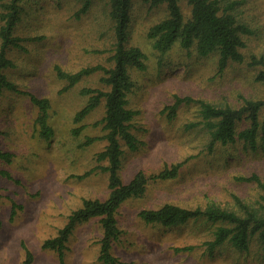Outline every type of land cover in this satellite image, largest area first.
<instances>
[{
	"label": "rangeland",
	"instance_id": "374dc122",
	"mask_svg": "<svg viewBox=\"0 0 264 264\" xmlns=\"http://www.w3.org/2000/svg\"><path fill=\"white\" fill-rule=\"evenodd\" d=\"M240 1L236 4L238 19L252 29L245 35L244 61L229 62L219 70L216 52L201 56L194 47L177 44L163 54L156 51L147 32L165 17L166 7L131 0L126 44L141 47L147 58L145 68L129 70L134 87L128 94V106L136 111L131 131L138 147L130 150L121 141L119 175L126 183L137 171L153 176L174 163L183 164L176 177L151 178L141 196L128 198L118 207L120 234L110 250L119 261L264 264V253L254 242L246 251L224 242L210 254L204 242L212 239L217 222L199 218L163 226L147 223L138 215L141 209L168 202L187 208L213 202L237 209L238 197L258 206L262 192L257 183L236 177L255 174L264 180V140L255 149L245 148L242 140L210 148L206 128L187 127L199 119L197 104L179 103L173 118L167 117L165 110L175 96L234 106L242 97L264 100V81L255 79L264 65L251 63L252 57L264 59V0ZM108 3L92 0L89 8L82 10L83 0L20 2L13 34L20 38L21 46L7 48L13 65L3 69L16 90L3 88L0 95V151L11 155L9 161L0 158V264H23L26 249L32 253V264H111L99 258L103 230L98 216L75 225L62 257L56 249L43 246L44 240L57 236L83 199L103 200L110 191L108 173L100 168L105 163L97 159L107 143L101 122L103 100L80 122L74 120L87 101L81 94L83 87L107 89L100 80L103 73L83 76L64 90L67 82L55 72L56 65L73 73L83 67L111 64L114 28ZM182 8L189 14L184 1ZM29 94L49 100L51 139L39 134L35 122L38 108ZM247 124L243 120L238 128ZM76 129L79 132L75 134ZM87 136L98 140L82 146ZM184 246L193 248L176 250Z\"/></svg>",
	"mask_w": 264,
	"mask_h": 264
},
{
	"label": "trees",
	"instance_id": "16d2710c",
	"mask_svg": "<svg viewBox=\"0 0 264 264\" xmlns=\"http://www.w3.org/2000/svg\"><path fill=\"white\" fill-rule=\"evenodd\" d=\"M22 0H0V95L3 88L16 90V86L7 78L3 69L12 66L6 50L10 46H21L20 38L13 34L14 26L20 18ZM151 5L164 4L167 14L164 18L151 25L147 38L152 47L165 53L174 45L182 48L194 47L197 54L206 56L218 54V68L222 70L229 62H242V48L246 46L245 35L251 34L252 29L238 19L236 4L240 0H142ZM182 1L189 6V14H184ZM92 0H83L82 10L89 8ZM108 15L113 21L114 42L108 66L96 64L83 67L76 72L64 71L59 65L55 66L57 77L66 80L64 90L71 88L83 76L101 71L100 80L107 86L106 90L83 87L81 94L87 96L84 106L76 112L74 120L80 122L91 110L103 100L104 115L101 119L105 130L103 138L107 141L103 150L97 153V159L102 161L101 170L108 173V196L103 199H83L82 205L74 209L68 216L67 222L58 230L55 237L44 240L43 246L56 249L60 257L65 242L76 224L87 221L94 216L100 218L102 237L100 239L99 258L111 264H132L119 261L111 253L113 240L117 239L120 229L117 225L116 211L128 198L141 196L152 178L169 179L179 174L182 162L174 163L160 170L156 175L147 176L143 171H137L126 183L119 175L120 157L123 153L121 141L130 150L138 147V141L131 131L135 110L128 106V94L132 92L134 81L130 75V67L145 68L146 53L139 46L127 45L128 21L130 17L131 0H109ZM252 64H263L264 59L252 57ZM256 81H264V69L256 76ZM31 102L38 108L35 119L39 134L45 139H51L53 129L48 124L47 98L29 94ZM193 102L198 106L199 119L191 121L187 127L202 125L210 136L209 147L214 144L233 143L242 140L246 148L255 149L258 142L264 140V100L242 97L239 105L228 103L214 104L201 98L175 96L171 106L166 107L167 117L173 118L181 102ZM245 120L246 127L239 129L238 123ZM81 128V127H80ZM79 130H74L78 133ZM98 140V137L87 136V145ZM10 154L0 151V158L10 160ZM3 172V171H2ZM243 181H254L261 190L258 206L242 202L235 197L237 209H227L216 203H207L204 207L187 208L173 203H164L158 208L141 209L139 217L147 223H159L163 226H173L185 223L190 219L205 218L218 223L212 230V239L204 242L210 254L217 246L229 242L235 249L246 251L251 244L264 253V180L253 174L250 177H236ZM192 246L177 247L176 250H190ZM23 264H32L33 256L29 249L25 251Z\"/></svg>",
	"mask_w": 264,
	"mask_h": 264
}]
</instances>
